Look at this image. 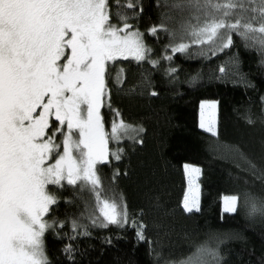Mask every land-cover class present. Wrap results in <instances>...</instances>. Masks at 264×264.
<instances>
[{"label":"trees","instance_id":"1","mask_svg":"<svg viewBox=\"0 0 264 264\" xmlns=\"http://www.w3.org/2000/svg\"><path fill=\"white\" fill-rule=\"evenodd\" d=\"M139 2L143 11L128 23L151 51L143 61L108 64L101 115L106 130L118 110L143 131L110 142L122 158L98 166L101 194L126 206L128 222L103 227L87 191L49 186L57 195L45 217L53 225L43 237L49 264H179L198 250L212 252L216 264H264V216L249 214L250 198L264 201V47L234 33L232 46L215 55L207 45L174 53L187 42L181 0ZM161 23L167 30L151 35ZM203 100L217 105L216 136L198 127ZM184 164L201 169L199 212L183 211ZM232 195L238 211L225 213L221 197Z\"/></svg>","mask_w":264,"mask_h":264},{"label":"snow or ice","instance_id":"2","mask_svg":"<svg viewBox=\"0 0 264 264\" xmlns=\"http://www.w3.org/2000/svg\"><path fill=\"white\" fill-rule=\"evenodd\" d=\"M176 7L186 13L187 42L175 44L174 53L207 45L215 55L232 46L234 33L264 47V0H181ZM142 11L139 0H0V264H49L43 237L53 225L45 217L57 203L49 186L87 191L103 227L128 222L126 206L101 194L98 166L121 160L123 150H111L110 142L143 128H133L116 110L106 130L101 108L108 64L143 61L151 51L128 23ZM161 30H167L163 23L149 33ZM216 107L201 105L213 110L207 123L202 113L200 123L212 136ZM184 171L189 195L183 211L199 212L201 169L184 165ZM239 203L240 197L226 196L223 211L236 213ZM249 214L264 216V201L250 198ZM185 264L202 261L193 254Z\"/></svg>","mask_w":264,"mask_h":264},{"label":"rangeland","instance_id":"3","mask_svg":"<svg viewBox=\"0 0 264 264\" xmlns=\"http://www.w3.org/2000/svg\"><path fill=\"white\" fill-rule=\"evenodd\" d=\"M119 60H134V59H131V58H129V59H119ZM134 61H136V60H134ZM110 63H112V62H110ZM211 103H215L214 101H209V100H203V101H200L199 102V104H198V127L201 129V130H203L201 127H200V123H201V118H202V113H203V119H204V121H205V123H207L208 122V120L210 119V114H211V112L213 111V110H211V109H208V108H204L203 110H202V108H201V105L202 104H205V105H207V104H211ZM216 104V103H215ZM214 112H215V120H216V109L214 110ZM133 128H137V129H139L138 127H133ZM204 131V130H203ZM206 132V131H205ZM139 132H129L128 133V136L126 137V138H124V139H122L121 140V142L122 141H124V140H133L134 139V137L138 134ZM141 133V132H140ZM208 133V132H207ZM210 134V133H209ZM57 140L59 141V137H57ZM135 140H138V138L137 139H135ZM117 143H113V145H116ZM53 161H49V163H52ZM184 165H189V166H192V167H197V166H194V165H191V164H184ZM184 165H183V167H182V169H183V173H184V176H185V181H186V191H185V193H184V196L185 195H189V188H188V177H187V174L185 173V171H184ZM198 179V178H197ZM196 184H197V180H196ZM198 195H199V193H198ZM184 196H183V198H184ZM226 196H222L221 197V209H222V211H223V199L225 198ZM182 204H183V199H182ZM224 212V211H223ZM196 256H198V257H200V259H201V261H202V264H216L215 263V258L213 257L214 256V254L212 253V252H210V251H205V250H203V251H201V250H198V251H196L195 253H194ZM193 256V255H192ZM191 257V256H190ZM188 261V258L185 260V261H183L182 263H179V264H185V262H187Z\"/></svg>","mask_w":264,"mask_h":264}]
</instances>
